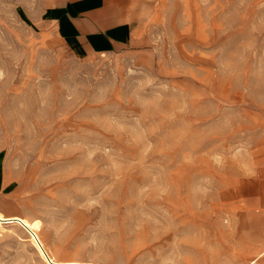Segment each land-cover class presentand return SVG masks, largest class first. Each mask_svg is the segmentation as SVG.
<instances>
[{
  "label": "rangeland",
  "instance_id": "obj_1",
  "mask_svg": "<svg viewBox=\"0 0 264 264\" xmlns=\"http://www.w3.org/2000/svg\"><path fill=\"white\" fill-rule=\"evenodd\" d=\"M67 1L0 0V212L59 261L264 264V0H111L105 55L47 22ZM29 240L0 264H48Z\"/></svg>",
  "mask_w": 264,
  "mask_h": 264
},
{
  "label": "crops",
  "instance_id": "obj_2",
  "mask_svg": "<svg viewBox=\"0 0 264 264\" xmlns=\"http://www.w3.org/2000/svg\"><path fill=\"white\" fill-rule=\"evenodd\" d=\"M111 0H69L51 7L47 22L74 54L105 55L130 45L135 37L132 21L122 20V6Z\"/></svg>",
  "mask_w": 264,
  "mask_h": 264
},
{
  "label": "bare ground",
  "instance_id": "obj_3",
  "mask_svg": "<svg viewBox=\"0 0 264 264\" xmlns=\"http://www.w3.org/2000/svg\"><path fill=\"white\" fill-rule=\"evenodd\" d=\"M9 224H17L20 225L22 228H24L31 236V240H29L40 256V258L44 259L48 264H94L92 262H78L76 260H68V261H59L56 260L52 255L49 249L47 248V245L43 242L40 241L36 232L41 231L42 229V222L39 219H33L29 220L26 217H22L20 215H4L2 212H0V234L1 231L4 229V225H9ZM254 234L250 233L249 238L253 236ZM247 237V239H249ZM247 241L243 240L241 245L244 246L246 245ZM236 244L232 248H227L225 251L226 252H234L236 251Z\"/></svg>",
  "mask_w": 264,
  "mask_h": 264
}]
</instances>
